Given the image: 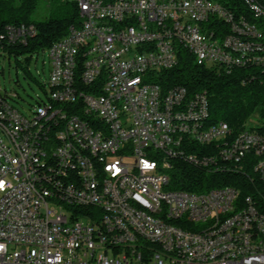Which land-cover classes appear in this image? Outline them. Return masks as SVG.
I'll list each match as a JSON object with an SVG mask.
<instances>
[{
    "label": "built area",
    "instance_id": "2783aa9c",
    "mask_svg": "<svg viewBox=\"0 0 264 264\" xmlns=\"http://www.w3.org/2000/svg\"><path fill=\"white\" fill-rule=\"evenodd\" d=\"M71 1L80 21L47 49L45 101L22 113L0 84V264H264V241L254 238V223L264 229V134L246 126L228 143L226 122L198 126L205 92L163 75L181 51L203 66L264 74V15L251 22L212 0ZM7 30L12 40L33 32ZM61 98H70L67 125H58L61 113L51 115V100ZM63 132L73 133L81 157L68 154ZM208 140H215L209 163L182 154V145L205 150ZM82 149L94 150L101 173L88 172ZM175 160L204 173L243 169L252 197L231 184L171 190ZM252 171L263 195L254 194ZM54 192L71 209L53 201ZM222 211L243 212V219L217 223ZM156 212H167L169 222H153ZM183 219L215 222V230L173 234ZM129 232L169 245L171 254L152 255Z\"/></svg>",
    "mask_w": 264,
    "mask_h": 264
},
{
    "label": "trees",
    "instance_id": "16d2710c",
    "mask_svg": "<svg viewBox=\"0 0 264 264\" xmlns=\"http://www.w3.org/2000/svg\"><path fill=\"white\" fill-rule=\"evenodd\" d=\"M212 1L234 14L248 15L251 22L259 21L245 0ZM250 1H255L264 7V0ZM52 3L53 8L45 19L33 20L31 14L35 9L36 0H0V48L6 52L7 56H14L15 68L22 70L24 78L33 80L28 68L21 64L18 57L25 56L24 62L27 65L33 55L46 51L54 42L66 35L69 26L77 25L80 21L78 8L71 0H52ZM241 17L244 19V16H236L235 19ZM21 26L26 30L31 26L33 32L26 33L23 40L20 38L12 40L7 28L11 27L16 31ZM163 75L166 77V83L183 85L189 92H205L208 99L206 123L224 121L232 133H237L247 126L264 134V74L260 68L245 66L233 68L227 72L214 66L197 64L192 56L181 51L176 66L164 71ZM45 82L41 84V87L46 99ZM4 96L10 102L11 97L5 90ZM45 99L40 100L36 106L43 103ZM64 105H70V102L61 104L51 100V107L61 108L66 117L70 116L71 110L64 109ZM251 118L256 119V125H251ZM58 125H63L62 120L58 119ZM182 150L185 154L190 152L202 158L208 155L214 156L215 145L210 144L205 150L194 146L187 150L186 145H182ZM246 178V171L238 170L234 166H223L222 172L204 173L202 170L191 168L175 160L169 189L198 192L212 186L231 184L239 185L241 195L245 197L252 195L251 188L245 184ZM250 185L254 189V194L262 188V181L256 171L250 174Z\"/></svg>",
    "mask_w": 264,
    "mask_h": 264
},
{
    "label": "bare ground",
    "instance_id": "6f19581e",
    "mask_svg": "<svg viewBox=\"0 0 264 264\" xmlns=\"http://www.w3.org/2000/svg\"><path fill=\"white\" fill-rule=\"evenodd\" d=\"M246 3L250 5L251 10L254 11L255 15L259 18V21H262V15H264V7L250 0H245ZM258 21V22H259ZM236 26H244V19L241 17L239 19H235ZM259 38H264V19H263V27L262 30L259 31ZM245 51L248 54H259V47H255L252 44H245ZM57 103L70 102V98H61L60 100H52ZM205 113H202L198 119V126L206 125H214L221 124L224 121H217L215 123L208 124L205 119L208 113V103H205ZM61 113V118L63 125L70 124L71 115L65 116V113L61 108L51 107V115H59ZM229 133H226V140L228 143H235L236 138H238L237 133H232L229 129ZM255 132H258L255 130ZM232 135V136H231ZM63 144L65 145V149H67L68 154L73 155L74 157H81V149L77 146V140L74 139L73 133L71 132H63ZM214 144L215 140H208V145ZM192 145H186V149H190ZM182 154H185L184 150H182ZM186 156H195L196 159L199 160V163H209V160L212 159V156H203L202 158H198L195 154L188 153ZM82 156H85V166L88 167V172L92 173H101V162H98L97 157L94 156L93 149H82ZM238 170H242L237 168ZM259 175V171H256ZM261 179V178H260ZM262 181V180H261ZM256 195H263V181L262 188L258 190ZM245 197H252V195H247ZM53 201L62 202V209H71V201L63 202V193L54 192L53 193ZM132 212H140V204H132ZM243 219V212H232V211H222V213L217 214V223H225L229 222V220H233V223H241ZM153 222L156 223H167L169 222V214L167 212H156L153 214ZM189 230H193V234L200 235H209L212 230H215V222H196L192 221V219H183L182 222L178 224H173L172 233L173 234H182V232H189ZM254 238L257 240L264 241V229L263 223H254ZM129 239H132V244L136 246H149V252L152 255L156 256H167L171 254V247L169 245H162L161 243H152V239L148 238L145 233L138 232H129Z\"/></svg>",
    "mask_w": 264,
    "mask_h": 264
},
{
    "label": "rangeland",
    "instance_id": "374dc122",
    "mask_svg": "<svg viewBox=\"0 0 264 264\" xmlns=\"http://www.w3.org/2000/svg\"><path fill=\"white\" fill-rule=\"evenodd\" d=\"M52 0H36V6L31 14L33 20H43L53 8ZM25 56H19L18 60L26 66L33 77L24 78L20 68H15V58L13 55L7 56L6 52L0 48V84L10 95L11 104L20 112L29 114L30 110L37 105L40 100L45 99V93L41 84L46 81L49 73V61L47 50L33 55L27 65L24 62ZM47 91V88L45 89ZM15 95V96H14ZM251 125H256V119H250Z\"/></svg>",
    "mask_w": 264,
    "mask_h": 264
}]
</instances>
